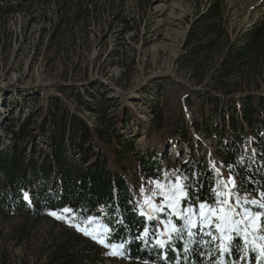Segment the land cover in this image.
<instances>
[{
    "label": "trees",
    "instance_id": "obj_1",
    "mask_svg": "<svg viewBox=\"0 0 264 264\" xmlns=\"http://www.w3.org/2000/svg\"><path fill=\"white\" fill-rule=\"evenodd\" d=\"M83 1L0 0V20L34 4L57 5L59 19L52 23L51 31L54 41L66 23L85 27L94 15L91 3ZM125 22L126 30L134 29L131 19ZM176 64L193 78V85L162 76L164 101L152 105L149 123L137 118L138 125L145 128L146 138L167 127L189 144L191 154L199 130L207 138L219 133V160L236 180L234 200L238 196L239 204L247 208L243 193H264V12L238 32H231L225 0H209L190 22ZM238 88L247 89L235 94ZM83 92L76 96L77 109L67 106L60 95L67 88H61L43 99L44 108L29 112L20 122L14 117L4 127L7 140L0 134L1 217L41 218L70 209L67 213L80 222L95 219L107 225L106 242L123 244L121 257L128 264H263L254 249L244 247L231 225V240L221 236L214 240L208 233L200 236L184 217L172 215L181 231L163 246L158 244L159 220L144 211L141 193L146 189L139 181L162 183L168 196L180 179L185 191L180 207L197 211L201 203L214 206L215 201L223 200L227 189L221 171L205 165L203 156L179 164L165 161L168 140L161 154L141 149L126 133L127 107L115 113L111 111L116 106L111 104L112 97L97 99L87 91L93 98L88 101ZM191 106L201 121L188 112ZM81 112H88L95 123ZM216 115L224 122L221 131ZM78 245L81 247L72 249L66 242L60 243L47 264H95L105 258L98 244Z\"/></svg>",
    "mask_w": 264,
    "mask_h": 264
},
{
    "label": "rangeland",
    "instance_id": "obj_2",
    "mask_svg": "<svg viewBox=\"0 0 264 264\" xmlns=\"http://www.w3.org/2000/svg\"><path fill=\"white\" fill-rule=\"evenodd\" d=\"M83 2L91 3L94 10V15L86 26L77 25L73 28L66 23L54 41L51 31L52 23L59 19L55 13L57 5L45 7L34 4L25 11L20 9L0 20V134L4 140H7L4 127L11 119L18 117L20 122L29 112L39 107L44 108L43 99L50 93H57L61 88H67V93L60 95L71 109H77L76 96L82 91V96L88 101L93 99L89 93L94 94L97 99L112 97L114 100L111 104L116 106H113L111 111L119 113L123 107H127L129 118L126 133L135 138L141 149L154 150L161 154L168 140L163 154L165 161L179 164L184 160L189 161L192 156H203L205 165H211L213 170L221 171L226 182L225 194L231 192L237 195L236 185L232 184V181L236 182L235 178L222 167L219 160V133L207 138L199 130V141L192 147L194 152L191 154L189 144L167 127L162 133H156L153 138H146L145 128L139 126L137 120L139 118L143 124L149 123L153 116L152 105L155 102L162 104L164 101L162 76L171 75L177 80L193 85V78L176 64V58L182 52L190 22L199 10L208 6L209 0ZM225 5L231 32H238L264 12V0H225ZM126 19H131L133 30H126ZM246 89L238 88L234 93L238 94ZM188 112H194L195 119L201 121L195 107H189ZM80 114L89 122L95 123V119L90 118L88 112ZM40 116L41 113L35 121H38ZM216 118L219 123L218 130L221 131L224 122L219 120L217 115ZM242 147L250 148L246 144ZM139 184L141 188L146 189L141 193L144 211L148 216L159 220L157 241L166 242L174 233L179 235L181 226L174 224L172 215L184 217L183 221L186 223L190 218L195 223V226L191 225L192 229L202 237L211 232L214 240L222 235V239L227 240L231 235L228 225L223 233L214 223L211 228L207 227L200 215V207L192 212L182 210L180 199L185 195V191L180 179L174 182L173 192L168 196H165L162 183L152 181L146 184L141 179ZM225 198L224 195L223 199ZM242 198L243 205H247L248 209L264 213V209L258 205L245 203L246 200L264 203V197L243 193ZM169 204L174 206L169 207ZM231 204L237 212H244L245 208L243 209L233 196ZM212 207L215 208L216 205ZM157 208H162L163 211H157ZM51 213L53 212L41 218L20 214L7 218L0 216V264H47L60 243L66 242V245L76 249L81 247L78 244L89 241L98 244L105 253V258L95 264H128L121 254L111 255V248L93 240L76 227L80 225L89 231L95 230V234L106 242L108 231L103 230L100 221L90 219L87 223L80 222L67 212H55L62 217L57 219ZM212 219L215 220V216ZM236 219L241 217L237 216ZM173 226L175 231L172 230ZM238 227L243 229L245 224ZM247 232V241L240 235L244 247L248 245L247 247L255 249L256 259L262 260L264 264V257L259 255L258 248L264 245V241L258 238L259 233H254L250 225Z\"/></svg>",
    "mask_w": 264,
    "mask_h": 264
},
{
    "label": "snow or ice",
    "instance_id": "obj_3",
    "mask_svg": "<svg viewBox=\"0 0 264 264\" xmlns=\"http://www.w3.org/2000/svg\"><path fill=\"white\" fill-rule=\"evenodd\" d=\"M233 186H235V181H232ZM184 194V193H182ZM217 195H220L219 193ZM226 196L223 200L215 201L216 207H212L210 205H207L205 203H201L199 205L201 212L200 215L204 219V223L207 227L211 228L212 224H215V227L221 231V233L224 232L227 225H231V231L235 232L238 236L243 235L245 240L247 241L248 232L247 227L250 225L252 228V231L254 233H259L258 238L262 241H264V213L262 212H253L251 209L245 208L244 212L241 214L236 211L235 207L231 204L232 196L235 195L234 193L228 192L224 194ZM262 197H264V193L261 194ZM237 203H239V197H236ZM245 203H251L253 205H258L259 208L264 209V203H260L257 200L252 201H245ZM173 204H169V207H173ZM157 211H163L162 208H157ZM206 210V211H205ZM64 212H70V209H64ZM189 212H192V209H188ZM219 213L218 215L216 213ZM52 215L56 216L57 219H61L62 217L58 215L57 213L53 212ZM215 216V220L212 219V217ZM237 216H240L241 219H236ZM151 219V217H149ZM88 221H86L87 223ZM188 223L192 226H195V223L189 218ZM240 224H245V228L241 229L238 226ZM78 229L82 232H84L85 235L91 236L93 240H98L99 243L103 244L105 247H109L112 249L111 255H120L122 254L120 249L123 248V244H120L117 246L116 244L112 243H106L104 239H101L99 235L95 234V230L89 231L86 227H82L80 225H76ZM102 228L105 232L110 231L108 229L107 225H102ZM173 231H175V226L172 228ZM211 232H208V235H211ZM145 235H147V230H145ZM189 235L191 236L192 233L189 232ZM223 238V235L222 237ZM228 239L231 240L232 237L228 236ZM158 244L163 246L165 243L164 241L158 240ZM253 243H255V238L253 240ZM259 248V255L261 257H264V245L258 246ZM255 250V249H254ZM223 251L227 252L228 248L223 247ZM223 264V262H221Z\"/></svg>",
    "mask_w": 264,
    "mask_h": 264
}]
</instances>
